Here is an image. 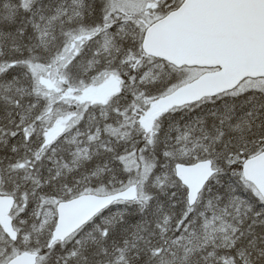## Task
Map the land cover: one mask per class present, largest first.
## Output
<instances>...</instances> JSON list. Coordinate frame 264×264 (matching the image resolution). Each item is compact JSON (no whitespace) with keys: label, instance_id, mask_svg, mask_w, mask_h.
<instances>
[{"label":"snow or ice","instance_id":"snow-or-ice-1","mask_svg":"<svg viewBox=\"0 0 264 264\" xmlns=\"http://www.w3.org/2000/svg\"><path fill=\"white\" fill-rule=\"evenodd\" d=\"M0 264H264V0H0Z\"/></svg>","mask_w":264,"mask_h":264}]
</instances>
